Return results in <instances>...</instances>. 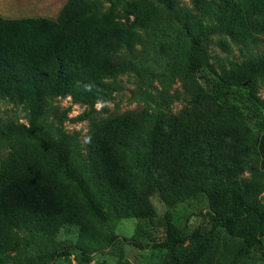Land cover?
I'll return each mask as SVG.
<instances>
[{
    "label": "trees",
    "instance_id": "16d2710c",
    "mask_svg": "<svg viewBox=\"0 0 264 264\" xmlns=\"http://www.w3.org/2000/svg\"><path fill=\"white\" fill-rule=\"evenodd\" d=\"M95 1L67 0L56 21L0 17V99L24 105L30 112L28 127L7 125L1 131L0 137L13 142V151L0 165V187L10 177L20 178L41 186L48 203L79 204L87 215L99 219L107 213L98 196L112 197L116 206L149 218L153 214L149 198L155 192L166 204L204 193L208 219L190 235L183 236L171 213H164V246L173 252L166 264H239L256 246L264 250V210L257 202L264 191V128L252 134L238 105L218 101L225 90L244 87L253 105L264 108L256 95L258 80L264 81V56L216 72L205 45L213 34L228 35L241 45L257 42L264 34V0H189L196 14L211 24L194 25L187 62L175 68L183 89L175 96L185 103L183 113L154 116L143 109L112 117L103 116L105 104L112 99L105 81L126 71L121 53L134 51L141 32L159 20V5L173 10L178 1L128 0L122 10L99 14ZM205 69L216 81L203 74ZM64 97L86 107L70 120L89 123V140L97 143L90 149L94 164L105 151L114 161L116 176H124L123 150L145 142L136 162L150 180L125 204L112 190L95 193L75 169L68 150L71 135L61 131L59 140L52 141L40 134L38 120L44 107L51 99ZM68 112L58 115L60 124L69 119ZM146 123L153 127L145 139ZM31 206L14 204L4 211L0 198V252H19L22 233L43 231ZM72 216L70 207L63 222ZM56 220L55 215L49 217L51 232ZM236 227L245 232L236 248L213 241L217 229ZM129 242L141 249L150 246L135 239ZM64 254L53 250L47 262ZM35 260L40 258H30L27 264H36Z\"/></svg>",
    "mask_w": 264,
    "mask_h": 264
},
{
    "label": "rangeland",
    "instance_id": "374dc122",
    "mask_svg": "<svg viewBox=\"0 0 264 264\" xmlns=\"http://www.w3.org/2000/svg\"><path fill=\"white\" fill-rule=\"evenodd\" d=\"M127 1L96 0L95 11L99 14L111 9L122 10ZM177 1L173 10L159 5V20L151 28L141 32V40L134 51L121 53L126 71L105 81L112 99L105 104L103 116L112 117L143 109L154 116L159 112L172 116L183 113L185 103L182 98L177 99L175 96L176 92L183 91L175 68L187 62L194 25L197 22L210 25L211 20L199 17L189 0ZM205 45L210 64L216 72L264 56V34L259 36L257 42L247 45L236 43L225 34H213ZM203 74L216 81V76L209 74L207 69ZM223 95L225 96L218 101L222 99L238 105L245 114L246 124L252 134H258L264 128V108L259 104L253 105L244 87L229 88ZM256 95L260 101H264L262 80L257 82ZM66 109H69V119L60 124L58 115ZM96 109L100 110L101 105H96ZM84 110L85 106L72 103L70 97L51 99L38 120L40 134L48 136L52 141L59 140L61 131L71 135L68 150L75 169L89 181L95 193L99 189L112 190L120 194L125 204L150 180L147 170L136 162L137 154L145 149L146 144L142 141L123 150L127 165L124 176H116L114 161L105 151L99 153L94 164L90 149L97 146V143L89 140V123L70 120ZM29 119L30 112L24 105L0 99V136L7 125L28 127ZM152 127L153 123L145 124V139ZM0 141L1 165L11 155L13 142L2 137ZM252 157L258 165L256 149L252 150ZM0 198L4 211L14 204L24 208L32 205L30 208L43 226V231L38 235L26 232L21 234L24 243L19 252H0V264H27L30 258L36 257L40 258L35 260L36 264H166L173 252L164 246L166 236L161 224L164 213H171L173 222L183 236L190 235L206 224L208 219L204 193L192 195L177 204H166L159 193L155 192L149 198L153 208V214L149 218L132 215L124 205L116 206L112 197L103 199L98 196L97 199L107 213L104 219H99L87 215L79 204L70 206L62 202L48 203L41 186L13 177L8 178L0 187ZM257 202L264 210V191L257 197ZM70 207L73 208L72 220L63 222ZM54 215L57 217V227H53L51 232L48 227L49 217ZM244 237L245 232L240 227L232 231L219 228L212 239L221 246L236 248ZM129 239L150 246L141 249L131 245ZM53 250L63 251L65 254L52 263L47 262L48 255ZM239 264H264V250L256 246Z\"/></svg>",
    "mask_w": 264,
    "mask_h": 264
},
{
    "label": "crops",
    "instance_id": "0c3cea01",
    "mask_svg": "<svg viewBox=\"0 0 264 264\" xmlns=\"http://www.w3.org/2000/svg\"><path fill=\"white\" fill-rule=\"evenodd\" d=\"M67 0H0V17L8 20L45 18L56 21Z\"/></svg>",
    "mask_w": 264,
    "mask_h": 264
}]
</instances>
